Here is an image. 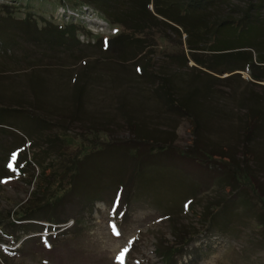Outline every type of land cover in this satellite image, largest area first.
Segmentation results:
<instances>
[{
  "label": "rangeland",
  "instance_id": "374dc122",
  "mask_svg": "<svg viewBox=\"0 0 264 264\" xmlns=\"http://www.w3.org/2000/svg\"><path fill=\"white\" fill-rule=\"evenodd\" d=\"M130 1L139 4V0ZM38 2L32 4L37 6ZM57 2H42L48 20L57 17L52 11ZM232 2L239 9L232 4L213 7L207 14L209 20L239 18L238 11L246 1ZM62 4L69 16L83 20L92 35L89 40L83 34L78 36L87 46L80 45L76 52L46 50L45 44L38 46L12 28L5 33L10 48L0 51V109H7L3 110L6 114L0 110V220L18 212L28 200L32 187L25 181L29 175L36 173L37 184L43 177L37 161L45 153L37 150L47 140L65 135L66 146L59 144L67 150L69 160L78 151L83 157L93 145L95 155L100 154L99 147H110L91 167L81 166L75 188L69 178L65 179L62 188L66 191L51 201L69 197L77 189L82 196L77 193L52 213L45 208L37 214L39 220H58L57 225L39 223L52 230L40 232L36 227L17 241L21 228L11 217V224L4 223L0 228V264H264V226L259 223L264 216V124L262 133L252 142L242 130L249 106L264 103V83L254 81L249 71L235 72L240 77L226 79L231 74L216 75L198 67L187 57L183 30L175 31L161 18L155 23L149 14L143 36L146 47L141 54L130 60L131 55L103 53L93 45L95 41L115 36L128 28L126 24L107 23L86 6ZM78 9L85 12V17H80L84 13ZM149 10L153 15L152 5ZM260 10L264 16V9ZM128 11L121 13L127 15L128 25H133L139 15L130 17ZM57 15L61 21L68 19L60 10ZM4 39L1 34L0 50L5 48ZM145 56L151 58L152 76L148 81L139 79L135 71L137 63H145L141 61ZM166 78L173 79L179 94L190 96L191 101L193 84L210 82L208 106L220 110L217 117L208 115L211 134L202 125L195 130L188 116L167 110L156 93L160 81ZM171 96L179 98L174 90ZM30 107L33 114L28 115L26 109ZM136 132L171 142L172 147L169 152L157 150L159 156L145 159L139 155L133 157L135 161L128 156L120 158L117 164L128 167L121 171L114 164L118 160L115 144L135 140ZM220 141H225L221 146L233 148L232 156L239 161L244 144H260L263 158L246 161L256 188L246 181L233 183L231 188L228 182H232L226 179V172L231 173L226 170L229 164L221 160L210 162L202 153L197 154V160L184 155L192 152L196 142L207 144L209 151ZM13 153L17 155L15 162ZM142 153L147 154V150ZM23 158L37 164L25 167L26 179L7 167L9 163L18 165V159ZM53 159L52 155L48 157L50 162ZM117 185L133 191L132 198L126 191L124 200L115 197L112 201V189ZM99 187L109 190L103 192ZM125 248L128 251L123 261H118Z\"/></svg>",
  "mask_w": 264,
  "mask_h": 264
},
{
  "label": "trees",
  "instance_id": "16d2710c",
  "mask_svg": "<svg viewBox=\"0 0 264 264\" xmlns=\"http://www.w3.org/2000/svg\"><path fill=\"white\" fill-rule=\"evenodd\" d=\"M36 1H39V5L34 6L32 3ZM43 1L52 0H9V3L2 2L0 4V36L2 34L5 38V48L0 51H8L10 48L6 45V42L9 41L5 33L9 32L7 30L12 28L13 30L22 31L25 39H29V41L34 42L38 46L45 44L47 46L46 50L57 51L59 49H64L65 51L76 52L79 46L82 45L78 36L83 34L84 38L89 40L92 38V35L86 30L85 26H83V20L74 19L73 16H69L67 7L62 4L64 2H72L78 6H86L88 11L93 10L98 17L106 22L111 21L110 23H114L115 21V23H125L128 27L119 30L118 33L111 38H99L95 41L93 45H96L103 53L110 52L113 54L114 52L122 55L127 54L128 56L131 55L132 58L130 60H133L134 56L136 58L137 54H141L140 52L146 47L143 38L146 18L150 16V19L154 20L155 23L159 20L158 18H161L162 20H160L162 23H170L175 31L181 33V30H183L186 35L185 43L189 49L187 57L198 67L216 75L231 74L226 79H232L236 75L240 77L241 74L235 72L249 71L254 81L264 83V16L260 15V9H264V0H244V2L246 1L244 3V8L238 11L241 15L239 18L231 19L227 17L211 21L207 15L211 8L219 5L229 6L232 4L239 9V6L233 4L232 0H139V4L136 5H132L130 0H58V5L52 10L57 17L53 16V20H48L44 12H42ZM141 5L142 8H140ZM149 5L153 6V15L149 10ZM124 9H130V11H128L131 15L130 17H135L136 14L139 15L134 18L133 25H128L129 22L126 20L127 15L121 13L124 12ZM59 10L65 16L68 14V16H66L68 18L67 21H61V19H59L57 15ZM78 11L81 14L84 13L80 17H85V12H82V9H78ZM253 11H255V13H253ZM147 14L149 15L146 16ZM136 18H138V20H136ZM259 28H263V31H259ZM7 35H9V33H7ZM88 45L91 46L92 44ZM137 59H140V57ZM143 60L145 63L140 62L137 63L139 65H135V71L139 79L141 78L148 81L152 76V71L150 69L151 58L145 56L141 59V61ZM185 60H187V58H185ZM194 69L198 70L197 67ZM160 82L159 89L156 93L158 94V98H161L167 110L178 113V115L188 116L191 119V123L196 125L195 130L202 125L204 130H207V132L211 134V129L209 128L211 121L208 115L211 116L212 114V118L215 116L217 117V114L220 115V110L216 106H208L210 98H207V93H210L212 90L210 82L202 81L198 84H193L192 101L189 99L190 96H185L184 93L181 95L179 94V86L174 83L173 79L166 78L162 79ZM171 90L177 92L179 96L178 99L172 98ZM185 92L188 91L186 90ZM29 105L32 107L31 104ZM255 105L256 103L253 106H249L245 114V121L242 124L244 137L250 139L251 142L255 139L257 134L262 133V124H264V120L261 119V115H264V103L261 104L263 108L259 102L257 107H254ZM31 107L30 110L26 109L28 115H30V113L33 114ZM0 110H2V114H6L3 110L7 109ZM257 113L260 115L259 117L256 116ZM0 126L2 125L0 124ZM202 134L203 130H201V136ZM139 135L142 134L136 132L135 140L137 142L132 139L131 142L127 141L124 145L120 143L115 144L118 160L114 164H117L120 158L127 156L130 157V159H134L133 157L138 155V157H142V159L148 158V156H159L160 153H157V150L167 149V152H169V148L172 147L171 142L163 143L154 139L153 136H147L145 133L142 136ZM141 137H143V139H151H146V141L144 139L143 141L145 142H142L140 141ZM197 137L199 139V134ZM63 141H66L65 135L59 136L57 134L53 137V140H47L43 146L38 147V152L44 151L45 153V155L43 154L37 161V164L42 166L41 170L43 175V177L39 179L38 184L35 182L36 173L30 174L27 178L25 172V167L30 164L37 166L34 161L23 158L18 159V165L14 164L15 170L19 172V175H22L20 177L27 178L25 182L32 187L28 200L20 206L19 211L12 215L8 213L4 218L5 220H0V228L5 226V222V224H11L10 217L13 223L16 224L18 228H21V236L16 237L17 241L21 240L26 234L36 230V227L41 230H39L40 232L53 229V227L47 228V226L39 224L40 222L57 225L56 222H58V220L54 222L39 220L37 219V214L45 208L50 209L52 213L55 208H59L63 201L70 199L73 195H78L77 193L81 194V192H77V189V191L69 197L65 198L64 196L63 199L57 200L54 203L51 201L66 191L62 188L65 179L69 178V184H72L75 188L79 183L78 177L79 174H81V166L84 164L85 168H88V166L91 167L93 165L92 163L99 161L101 154L110 147L108 145L99 147L100 154L95 155L92 153L96 150L94 149L95 145H93L92 148H90V146L88 149L90 152L83 157H79L80 151H78V153L69 160L67 150L64 148L62 149L59 144L60 142L63 146H66ZM138 142L142 143L145 147H142ZM155 142H159L160 144L158 143L159 145H157ZM224 142L225 141H220L209 151H206L209 147L207 144L196 142L192 152L184 153V155H186V158L197 160V154L199 155L202 153L210 162L221 160L229 164V168L226 170L231 173L226 172L228 176L226 179L232 182V185L228 182L231 188H234V184L240 185L242 183L241 181H246L248 184H251L252 188H256V184L251 181L252 178H250L249 175L250 169H248L247 162L251 163L263 158L260 144H256L255 147L253 145L249 146L244 144V150L241 152L242 161H239L236 159V156H232V147L227 146L225 148L224 145H220ZM151 143H153V145ZM144 148L147 150V154L142 153ZM51 155L54 158L53 162L48 161V157ZM1 160L4 162L6 157H3ZM135 160L137 159H134V161ZM117 166L121 168V171H123V168L128 169L127 166L121 164H117ZM99 189L103 190V192L109 190L108 188L105 189L101 187H99ZM112 190L114 195L112 201L116 200V198L124 200L126 191L129 192L132 198L133 191H129L126 186L120 188V186L117 185V187ZM237 191H240V189ZM78 197L81 199L80 196ZM208 221L209 220H207V222ZM259 223L264 226V216ZM162 257L165 258L166 255H162Z\"/></svg>",
  "mask_w": 264,
  "mask_h": 264
},
{
  "label": "snow or ice",
  "instance_id": "6c2138e0",
  "mask_svg": "<svg viewBox=\"0 0 264 264\" xmlns=\"http://www.w3.org/2000/svg\"><path fill=\"white\" fill-rule=\"evenodd\" d=\"M138 71H139V69H138ZM11 159H12L13 162H15V161L17 160V155H16L15 153H13ZM7 167H8L10 170L15 171V165H14V163H9V164L7 165ZM114 231H115V227H114ZM44 242H45V245H46V246L50 247V244H48V241H47L46 239H45ZM127 251H128L127 248H125L124 250H122V251L120 252L119 256L117 257V260L122 262L123 259H124V257H125V254L127 253Z\"/></svg>",
  "mask_w": 264,
  "mask_h": 264
}]
</instances>
